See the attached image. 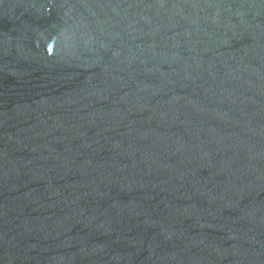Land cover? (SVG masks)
Listing matches in <instances>:
<instances>
[{
  "label": "water",
  "instance_id": "95a60500",
  "mask_svg": "<svg viewBox=\"0 0 264 264\" xmlns=\"http://www.w3.org/2000/svg\"><path fill=\"white\" fill-rule=\"evenodd\" d=\"M0 264H264V0H0Z\"/></svg>",
  "mask_w": 264,
  "mask_h": 264
}]
</instances>
